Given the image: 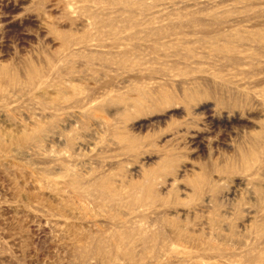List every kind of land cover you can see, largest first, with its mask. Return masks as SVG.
I'll return each mask as SVG.
<instances>
[{
	"label": "rangeland",
	"instance_id": "374dc122",
	"mask_svg": "<svg viewBox=\"0 0 264 264\" xmlns=\"http://www.w3.org/2000/svg\"><path fill=\"white\" fill-rule=\"evenodd\" d=\"M0 264H264V0H0Z\"/></svg>",
	"mask_w": 264,
	"mask_h": 264
}]
</instances>
